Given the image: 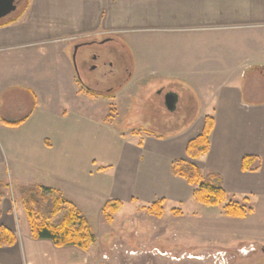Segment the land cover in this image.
<instances>
[{
    "label": "crops",
    "instance_id": "0c3cea01",
    "mask_svg": "<svg viewBox=\"0 0 264 264\" xmlns=\"http://www.w3.org/2000/svg\"><path fill=\"white\" fill-rule=\"evenodd\" d=\"M147 30L167 38L191 37L194 70L184 82L193 91L187 97L176 90L173 94L176 111L200 114L179 132L140 134L133 128L122 132L115 120L105 121L100 114L86 111L85 96L76 94L68 100V87L60 86L74 81L80 85L74 46L95 36L119 35L129 49L123 38L133 41L132 37ZM182 44L176 47L185 48ZM153 50L147 44V72L142 78L147 87L150 80L164 78ZM21 55H35L36 61L20 65L5 59ZM30 63L36 65L32 72L21 71ZM50 65L59 69L55 72L58 100L49 99L55 95L53 91L48 96L45 79H35L36 70ZM136 73L135 69L118 94ZM182 74H176L177 80ZM249 77L254 85L264 77V0H30L15 23L0 26V183L10 179L17 187L53 188L74 203L73 197L80 195L91 201L104 197L103 211L113 199L134 203L139 167L147 161L149 172L164 171L175 196L188 187L173 176L172 163L189 160V142L201 135L206 118L213 117L210 151L194 163L203 173L220 175L228 194L264 198V100L251 98L258 93L246 87ZM138 96H143L142 90L131 98ZM154 98H143L146 105L138 99L135 111L168 110L164 101ZM130 99L126 111L132 106ZM115 102L114 106L122 105ZM128 132L137 140L125 139ZM247 156L258 159L256 171H243ZM160 161L165 164L162 169L157 165ZM163 195L153 203L165 201ZM3 200L0 226L14 232L17 243L14 248H0V264H81L80 255L85 252L77 248H56L51 241L34 240L31 234L30 239L28 231L18 236L21 226H16L19 223L7 198Z\"/></svg>",
    "mask_w": 264,
    "mask_h": 264
},
{
    "label": "rangeland",
    "instance_id": "374dc122",
    "mask_svg": "<svg viewBox=\"0 0 264 264\" xmlns=\"http://www.w3.org/2000/svg\"><path fill=\"white\" fill-rule=\"evenodd\" d=\"M29 2L30 0H16V10L6 18L23 10ZM164 35L147 30L132 37L134 40L137 39L135 41L123 38L130 46L129 49L124 46L119 35L95 36L80 43L79 46H74L72 56L77 63L78 76L83 85L81 83L77 85L75 81V84L71 82L60 85L68 87L69 97L65 96L68 100L70 97L75 98L76 94L85 96L86 111L95 113V116L100 114V118L105 121L115 120V125H118L122 132L133 128L141 130L136 131L140 134L151 131L158 135L179 132L182 128H186L199 116L200 111L177 109L174 112L161 111L162 114L150 110L135 111L138 99L144 103L143 98L147 97L149 100L154 95L155 100L159 98L160 102L165 103L164 96L175 93L173 90L183 97H187L193 91L184 82L189 81L186 75L194 70L190 67L193 64L192 49L190 50L191 37L188 34L170 35L168 38ZM175 42L183 43L185 48L176 47L181 43ZM147 44L156 49L151 51L152 56L157 60V64H161L159 67L164 77L150 80L148 87L142 81V78H145L144 71L147 72ZM158 46H161V52ZM54 58L57 59L56 53ZM5 59L21 62L20 65L31 60L36 61L35 55ZM182 65L185 69H179ZM35 66L30 63L21 71L32 72ZM135 69L138 73L135 74L133 82L131 81L132 83L125 86L123 92L118 94L120 84L128 81ZM58 70L54 65L44 67L43 71L36 70L38 78L35 79L37 81L45 79L48 96L54 91L55 96L49 98L52 100H58L60 87L55 73ZM177 73H183L182 76L178 75L180 80H177ZM171 75L172 77L169 78ZM181 80L184 83L180 82ZM246 87L257 91L258 97L252 96V99L264 100V77L255 85L249 77ZM141 90L142 97L131 98L135 94L139 95ZM247 98L250 100V97ZM129 99L132 106L126 111L124 108ZM115 101H119L122 105L114 106L113 102L118 104ZM129 134L131 135V132L125 133L124 138L129 142L137 140V137H131ZM144 136L145 133L142 138ZM157 165L162 169L165 164L160 161ZM139 177L134 192L136 196L134 203L120 200L123 209L114 215L112 224H109L110 216L102 211L104 197H96L91 201L89 196L80 195L73 197L75 203L66 198L76 205L97 236L96 244L80 255L81 264H264V198L255 196L245 199L227 193L228 198L224 204L218 207H206L194 200L193 189L186 182L188 189L180 190V193L174 196L164 171L149 172L147 161H143L139 167ZM155 180H157L156 184ZM27 187H17L10 179H7L5 184L0 183V193L4 194V197L0 198L1 212L3 199L7 198L11 213L16 223H19L16 226H21L18 233L21 238L25 235V231H28L30 237V227L20 195V190ZM165 189L166 193H164ZM154 193L156 197H152ZM162 194L166 197H164L163 217L158 218L144 208L152 205ZM230 202L243 204L248 210L251 209L252 213L245 219L227 217L224 208ZM13 246L11 248H14Z\"/></svg>",
    "mask_w": 264,
    "mask_h": 264
},
{
    "label": "trees",
    "instance_id": "16d2710c",
    "mask_svg": "<svg viewBox=\"0 0 264 264\" xmlns=\"http://www.w3.org/2000/svg\"><path fill=\"white\" fill-rule=\"evenodd\" d=\"M27 6L28 3L23 10L12 17L0 20V26L15 23ZM155 113L162 114L159 109L155 110ZM213 128L214 118L207 117L201 135L188 144L186 154L189 160H175L172 163L173 176L187 182L193 189L194 200L206 207L221 206L228 198L221 176L215 173L204 174L201 168L194 163L195 160L209 153ZM257 162L256 157H245L242 163L243 171H256ZM20 195L27 215L30 234L34 240H48L56 248L74 247L83 252H87L91 246L96 244L97 236L88 220L60 191L35 185L20 190ZM3 197L4 194L0 193V198ZM163 204L164 200H161L144 209L161 218L163 217ZM122 209L123 203L113 199L105 205L104 213L110 216L109 222L111 223L113 216ZM224 212L227 217L245 219L252 213V210H248L245 205L238 202H230L225 206ZM1 217L0 209V219ZM16 242L15 233L6 226H0V248L13 246Z\"/></svg>",
    "mask_w": 264,
    "mask_h": 264
},
{
    "label": "water",
    "instance_id": "95a60500",
    "mask_svg": "<svg viewBox=\"0 0 264 264\" xmlns=\"http://www.w3.org/2000/svg\"><path fill=\"white\" fill-rule=\"evenodd\" d=\"M16 0H0V20L6 18L16 10ZM177 105V96L169 93L165 96V106L169 112H174Z\"/></svg>",
    "mask_w": 264,
    "mask_h": 264
},
{
    "label": "flooded vegetation",
    "instance_id": "af4514ba",
    "mask_svg": "<svg viewBox=\"0 0 264 264\" xmlns=\"http://www.w3.org/2000/svg\"><path fill=\"white\" fill-rule=\"evenodd\" d=\"M91 43H94V42H91ZM97 43H101V42H97ZM85 45V44H84ZM97 58V56H95V59ZM117 78V76H115Z\"/></svg>",
    "mask_w": 264,
    "mask_h": 264
}]
</instances>
